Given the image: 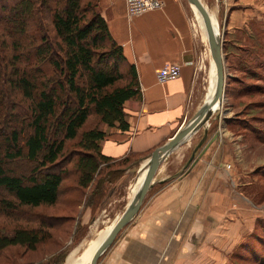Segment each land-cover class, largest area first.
Wrapping results in <instances>:
<instances>
[{
    "label": "crops",
    "instance_id": "0c3cea01",
    "mask_svg": "<svg viewBox=\"0 0 264 264\" xmlns=\"http://www.w3.org/2000/svg\"><path fill=\"white\" fill-rule=\"evenodd\" d=\"M160 1V8L127 18L124 0H98L111 38L135 69L139 90L138 97L123 107L127 127L120 129L117 123L104 127L98 142L108 164H115L118 178L142 166L155 148L168 141L213 86L205 41L193 25L188 3ZM201 1L208 8L207 0ZM215 1L230 69H247L252 64L253 34L264 23V0ZM165 64L180 65V74L158 83L155 72ZM217 110L163 160L137 213L97 264H223L252 231L254 210L240 190L249 183L241 185L236 179L248 172L235 167L231 139L216 127Z\"/></svg>",
    "mask_w": 264,
    "mask_h": 264
},
{
    "label": "trees",
    "instance_id": "16d2710c",
    "mask_svg": "<svg viewBox=\"0 0 264 264\" xmlns=\"http://www.w3.org/2000/svg\"><path fill=\"white\" fill-rule=\"evenodd\" d=\"M1 11L14 17L11 31L23 38L13 40L11 70L0 79L11 94L9 99L0 94V215L9 217L19 208L58 201L68 173L63 166L68 142L76 148L65 160L75 161L76 186L94 183L101 165H109L98 145L104 127H127L123 107L139 90L135 69L111 38L98 0H17ZM42 13L47 27L38 23L31 29L29 20ZM6 99L10 110L25 105L26 116L4 114ZM18 159L32 166L25 176L5 169ZM116 171L98 178L95 189L118 178ZM44 225L0 231V252L10 246L34 249L49 237Z\"/></svg>",
    "mask_w": 264,
    "mask_h": 264
},
{
    "label": "rangeland",
    "instance_id": "374dc122",
    "mask_svg": "<svg viewBox=\"0 0 264 264\" xmlns=\"http://www.w3.org/2000/svg\"><path fill=\"white\" fill-rule=\"evenodd\" d=\"M16 1L0 0V79L2 80L9 76L11 70L9 63L14 54L11 44L13 40L22 38V36L11 31L16 27L13 23L14 17L1 11V8L9 7ZM262 4L264 5V1ZM214 5H216L215 0H207V6L214 14L221 36L222 20L216 16ZM189 9L193 17V25L203 39L198 21L190 6ZM37 15L29 20L30 28L34 29L38 23L47 27V21L41 19L44 14ZM258 30L254 32L250 43L252 49L249 50V56L252 57V64L247 69L242 67L238 69L240 71H232L229 66L230 62L227 61L225 51H223L225 95L216 112L219 116L216 127L224 137L231 139L230 150L235 167L240 171L248 172L247 175H238L236 179L242 181L241 185L243 181L249 183L240 190L251 201L254 210L252 231L245 235L237 248L233 250V254L230 257L227 256L223 264H264V23L259 26ZM26 48H28L27 45L22 46V51L19 53L24 55ZM206 49L205 41L204 51L207 62ZM0 94L6 95L7 99L11 98V94L2 81H0ZM7 99L5 100L6 106L3 107L4 114H24L26 116L25 105L17 104L14 110H10ZM2 130L3 126H0V131ZM66 149L67 156L64 157L63 166L66 167L68 173L63 180L58 201L51 206L19 208L9 217L0 215L1 232L10 233L15 226L35 228L42 222L45 224L44 229L49 232V237L31 250L22 246L7 247L0 252V264H69L72 260V257L69 258L70 254L76 257L85 252L88 244L92 243L91 240L109 229V226L125 209L128 202V190L138 174L139 165L133 167L122 178L103 183L99 190H96L98 178L102 179L104 173L115 167L114 163H110L106 168L102 164L101 176H97L95 182L88 187L79 188L76 186V174L73 171L75 161H65L69 155L68 151L72 152L76 149L75 143L68 142ZM229 166L230 164L225 165L226 168ZM31 167L30 163L21 159L5 165L9 173L24 176L28 174Z\"/></svg>",
    "mask_w": 264,
    "mask_h": 264
},
{
    "label": "water",
    "instance_id": "95a60500",
    "mask_svg": "<svg viewBox=\"0 0 264 264\" xmlns=\"http://www.w3.org/2000/svg\"><path fill=\"white\" fill-rule=\"evenodd\" d=\"M186 2L190 7H194L196 9L203 22L206 44L215 72V81L212 93L209 97L203 100L196 111L171 136V138L164 144L155 148L147 156L142 166H139L138 172L142 169H145V174L137 191L133 195L132 199L127 202L126 207L121 215L118 217L100 245L94 251L89 264H97L98 258L111 245L118 232L137 213L147 190L152 186L154 182V175L163 160L205 124V122L211 117L214 111L218 109L221 101L224 98L225 74L223 66V47L220 33L217 29L216 24L214 25L211 16L200 0H186ZM205 137L206 130H204L203 138ZM195 150L196 149H194V151Z\"/></svg>",
    "mask_w": 264,
    "mask_h": 264
},
{
    "label": "bare ground",
    "instance_id": "6f19581e",
    "mask_svg": "<svg viewBox=\"0 0 264 264\" xmlns=\"http://www.w3.org/2000/svg\"><path fill=\"white\" fill-rule=\"evenodd\" d=\"M201 1V0H200ZM202 2V1H201ZM204 5V4H203ZM204 7L206 8L207 12L209 13V15L211 16L212 18V21L214 23V25L216 24L215 22V17H214V14L210 12V10L204 5ZM191 10L193 11L194 15H195V18L196 20L198 21V25L200 27V30H201V33H202V37H203V40L206 41L205 39V35H204V28H203V22H202V19L199 15V13L196 11V9L194 7H191ZM195 20V19H194ZM208 48V47H207ZM207 50V62H208V76L211 78V76L213 77V86H214V81H215V72H214V67H213V64H212V61L211 63H209V51L208 49ZM212 64V65H211ZM213 86H212V89L211 91L209 92V94L205 97H209L212 93V90H213ZM144 174H145V169L143 170H140L134 180V183L132 185H130L129 187V190H128V194H127V198H128V202L132 199L133 195L135 194V192L137 191L143 177H144ZM137 188V189H136ZM135 190V191H134ZM117 220V219H116ZM115 220V222H116ZM114 222V223H115ZM114 223H112L111 226H109L110 228L107 229L106 231H104L103 233H101L97 238H91L92 240V243L88 244V246L86 247L85 249V252L81 253V255H77L76 257H74V255L70 254L69 258L72 257V260L70 261L69 264H89L90 263V259L94 253V251L96 250V248L100 245V243L102 242V240L104 239V237L107 235V233L109 232V230L111 229V227L114 225ZM90 241V242H91ZM72 251V250H71Z\"/></svg>",
    "mask_w": 264,
    "mask_h": 264
},
{
    "label": "built area",
    "instance_id": "2783aa9c",
    "mask_svg": "<svg viewBox=\"0 0 264 264\" xmlns=\"http://www.w3.org/2000/svg\"><path fill=\"white\" fill-rule=\"evenodd\" d=\"M160 0H124L125 15L127 18L138 16L144 12L160 8ZM180 74V65L165 64L155 72V80L165 83L177 78Z\"/></svg>",
    "mask_w": 264,
    "mask_h": 264
}]
</instances>
